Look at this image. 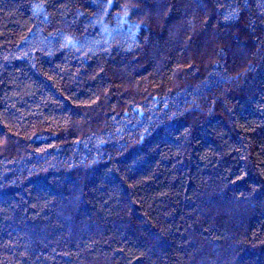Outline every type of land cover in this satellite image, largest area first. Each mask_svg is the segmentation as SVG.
Segmentation results:
<instances>
[{
    "label": "trees",
    "instance_id": "obj_1",
    "mask_svg": "<svg viewBox=\"0 0 264 264\" xmlns=\"http://www.w3.org/2000/svg\"><path fill=\"white\" fill-rule=\"evenodd\" d=\"M0 264H264V0H0Z\"/></svg>",
    "mask_w": 264,
    "mask_h": 264
}]
</instances>
